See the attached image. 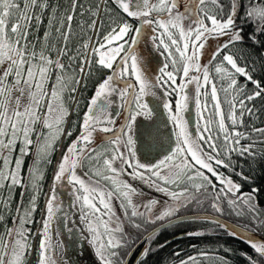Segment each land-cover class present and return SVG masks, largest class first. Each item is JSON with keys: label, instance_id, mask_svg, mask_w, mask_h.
Masks as SVG:
<instances>
[{"label": "snow or ice", "instance_id": "snow-or-ice-1", "mask_svg": "<svg viewBox=\"0 0 264 264\" xmlns=\"http://www.w3.org/2000/svg\"><path fill=\"white\" fill-rule=\"evenodd\" d=\"M261 116L264 0H0V264H264Z\"/></svg>", "mask_w": 264, "mask_h": 264}, {"label": "trees", "instance_id": "trees-1", "mask_svg": "<svg viewBox=\"0 0 264 264\" xmlns=\"http://www.w3.org/2000/svg\"><path fill=\"white\" fill-rule=\"evenodd\" d=\"M254 2H258V0H254ZM261 120H264V116H261L260 119H258L256 121V126L260 125V121ZM66 142L67 141H65V143ZM53 163H55L54 159H53ZM50 172H51V169L49 168L48 169V174L49 175H50ZM256 174H257V178H259V174H260V170L259 169H257V173ZM44 182H45L44 185H45V192H46V191H48L49 185H48L47 179H45ZM35 216H36V219H39V211H37L35 213ZM231 221L234 222V223L238 222L237 219H232ZM201 223H203V221H195V222L194 221H184L179 226H177V225L168 226V227L164 228V230L163 229L161 230V236L164 239H169V240L174 242V244L170 245L169 247H175L176 245H179L182 248H186V245L189 242V240H188L187 237H181V234L178 231V228L187 229V230L190 231V230H192L193 224H201ZM257 234L262 235L261 233H257ZM215 235H217V234H209L207 237L203 238V243H205V244H213ZM219 235L222 236L223 234H219ZM223 240H227L229 245L237 246V247H240V248H247V245L242 243L239 240L228 238V237H223ZM223 240H221V242H223ZM193 242H195V241L193 240ZM169 247H166L162 252H159L156 256L152 257V259L155 260V259H158L160 257H170L171 254L169 252ZM34 258L35 257H34V254H33V258L31 259V261H34ZM241 264H242V262H241Z\"/></svg>", "mask_w": 264, "mask_h": 264}, {"label": "rangeland", "instance_id": "rangeland-1", "mask_svg": "<svg viewBox=\"0 0 264 264\" xmlns=\"http://www.w3.org/2000/svg\"><path fill=\"white\" fill-rule=\"evenodd\" d=\"M44 183H45V182H44ZM44 183H43V188H42L43 192H45V185H44ZM46 192H47V191H46ZM145 192H146V194H147V193L149 192V190H148V189H145ZM151 195H153V196H158V194L155 193L154 191L151 192ZM42 201H43V197H41V202H42ZM53 239H54V242H55L57 238L53 237ZM33 243L35 244V241H33ZM32 256H33V255H32ZM92 259H94V256H92L91 254L85 256V261H90V260H92Z\"/></svg>", "mask_w": 264, "mask_h": 264}, {"label": "water", "instance_id": "water-1", "mask_svg": "<svg viewBox=\"0 0 264 264\" xmlns=\"http://www.w3.org/2000/svg\"><path fill=\"white\" fill-rule=\"evenodd\" d=\"M186 221H189V220H186ZM231 223H234V222H232V221H230ZM166 227H168V226H165L164 228H166ZM164 228H162L163 230H164ZM161 229V230H162ZM256 239H260L261 238V235H259V234H256V237H255Z\"/></svg>", "mask_w": 264, "mask_h": 264}, {"label": "flooded vegetation", "instance_id": "flooded-vegetation-1", "mask_svg": "<svg viewBox=\"0 0 264 264\" xmlns=\"http://www.w3.org/2000/svg\"><path fill=\"white\" fill-rule=\"evenodd\" d=\"M32 255H33V254H32ZM32 255L30 256V261H31V259L33 258V256H32Z\"/></svg>", "mask_w": 264, "mask_h": 264}]
</instances>
